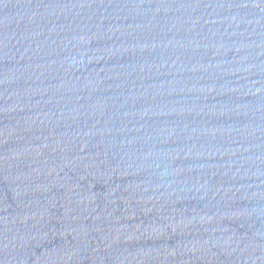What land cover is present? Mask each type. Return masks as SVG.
<instances>
[{"label": "water", "instance_id": "obj_1", "mask_svg": "<svg viewBox=\"0 0 264 264\" xmlns=\"http://www.w3.org/2000/svg\"><path fill=\"white\" fill-rule=\"evenodd\" d=\"M0 264H264V0H0Z\"/></svg>", "mask_w": 264, "mask_h": 264}]
</instances>
